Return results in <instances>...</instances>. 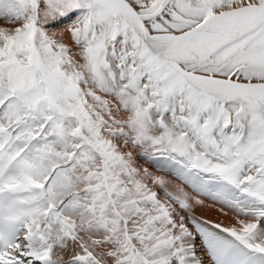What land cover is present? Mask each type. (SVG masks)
<instances>
[{"label": "snow or ice", "instance_id": "6c2138e0", "mask_svg": "<svg viewBox=\"0 0 264 264\" xmlns=\"http://www.w3.org/2000/svg\"><path fill=\"white\" fill-rule=\"evenodd\" d=\"M0 264H264V0H0Z\"/></svg>", "mask_w": 264, "mask_h": 264}, {"label": "rangeland", "instance_id": "374dc122", "mask_svg": "<svg viewBox=\"0 0 264 264\" xmlns=\"http://www.w3.org/2000/svg\"><path fill=\"white\" fill-rule=\"evenodd\" d=\"M212 218L215 220L223 221L224 223H225V221L229 220V219H225L224 217H221L219 215H214ZM225 224H227V223H225Z\"/></svg>", "mask_w": 264, "mask_h": 264}, {"label": "bare ground", "instance_id": "6f19581e", "mask_svg": "<svg viewBox=\"0 0 264 264\" xmlns=\"http://www.w3.org/2000/svg\"><path fill=\"white\" fill-rule=\"evenodd\" d=\"M214 216V215H213ZM225 223H231V219L229 218V220L228 221H225Z\"/></svg>", "mask_w": 264, "mask_h": 264}]
</instances>
